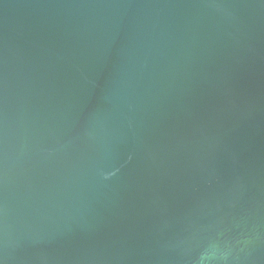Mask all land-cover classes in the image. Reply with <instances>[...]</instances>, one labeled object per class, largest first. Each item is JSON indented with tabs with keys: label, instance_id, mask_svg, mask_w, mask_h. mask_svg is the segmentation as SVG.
Segmentation results:
<instances>
[{
	"label": "water",
	"instance_id": "obj_1",
	"mask_svg": "<svg viewBox=\"0 0 264 264\" xmlns=\"http://www.w3.org/2000/svg\"><path fill=\"white\" fill-rule=\"evenodd\" d=\"M264 264V0H0V264Z\"/></svg>",
	"mask_w": 264,
	"mask_h": 264
},
{
	"label": "clouds",
	"instance_id": "obj_2",
	"mask_svg": "<svg viewBox=\"0 0 264 264\" xmlns=\"http://www.w3.org/2000/svg\"><path fill=\"white\" fill-rule=\"evenodd\" d=\"M198 264H204V258L202 257Z\"/></svg>",
	"mask_w": 264,
	"mask_h": 264
}]
</instances>
